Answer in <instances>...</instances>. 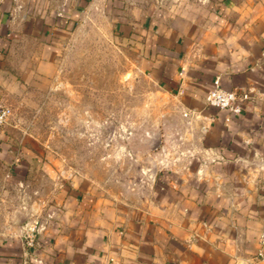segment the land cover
Segmentation results:
<instances>
[{
    "label": "crops",
    "instance_id": "0c3cea01",
    "mask_svg": "<svg viewBox=\"0 0 264 264\" xmlns=\"http://www.w3.org/2000/svg\"><path fill=\"white\" fill-rule=\"evenodd\" d=\"M0 1L2 21L13 9ZM200 1L150 27L149 72L182 113L181 131H164L165 150L182 156L156 160L133 204L85 180L59 183L35 247L24 246L26 229L4 237L0 264H264L255 258L264 227V0ZM21 33L0 31V42ZM215 79L252 89L241 112L204 104ZM16 168L12 177L24 179Z\"/></svg>",
    "mask_w": 264,
    "mask_h": 264
},
{
    "label": "rangeland",
    "instance_id": "374dc122",
    "mask_svg": "<svg viewBox=\"0 0 264 264\" xmlns=\"http://www.w3.org/2000/svg\"><path fill=\"white\" fill-rule=\"evenodd\" d=\"M11 1L0 31L24 33L0 42V106L8 110L0 239L53 213L59 183L85 180L133 204L156 160L182 156L166 154L163 135L181 131V106L157 86L149 59L162 17L199 7L196 0ZM17 165L24 179L12 177Z\"/></svg>",
    "mask_w": 264,
    "mask_h": 264
},
{
    "label": "built area",
    "instance_id": "2783aa9c",
    "mask_svg": "<svg viewBox=\"0 0 264 264\" xmlns=\"http://www.w3.org/2000/svg\"><path fill=\"white\" fill-rule=\"evenodd\" d=\"M252 89L238 88L234 90L223 89L219 80L215 79L212 88L204 96V104L207 107L217 110H226L230 113L241 112L242 105L250 98ZM184 115H188L184 113ZM8 117L7 108L0 106V129L3 127ZM39 222L35 221L30 224L22 235V242L28 249H32L36 245ZM258 247L255 253L257 260H264V227L261 229L258 236Z\"/></svg>",
    "mask_w": 264,
    "mask_h": 264
}]
</instances>
